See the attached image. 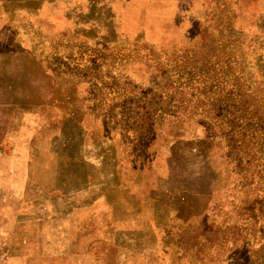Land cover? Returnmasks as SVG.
I'll return each instance as SVG.
<instances>
[{
	"label": "rangeland",
	"instance_id": "374dc122",
	"mask_svg": "<svg viewBox=\"0 0 264 264\" xmlns=\"http://www.w3.org/2000/svg\"><path fill=\"white\" fill-rule=\"evenodd\" d=\"M0 264H264V0H0Z\"/></svg>",
	"mask_w": 264,
	"mask_h": 264
},
{
	"label": "trees",
	"instance_id": "16d2710c",
	"mask_svg": "<svg viewBox=\"0 0 264 264\" xmlns=\"http://www.w3.org/2000/svg\"><path fill=\"white\" fill-rule=\"evenodd\" d=\"M228 107L229 109L231 108L230 110H233L235 112L234 115L231 116L232 119L227 122L229 124V127L233 130L238 131V133L241 134V136L243 137L247 135L248 131L250 133H253L254 127L258 121L255 111L249 110L247 106L239 105V104H235V105L228 106ZM220 111L222 110L220 109ZM246 153H249V152H246ZM247 160L248 162L251 163L250 159H247ZM246 164L247 166H249L248 163Z\"/></svg>",
	"mask_w": 264,
	"mask_h": 264
}]
</instances>
